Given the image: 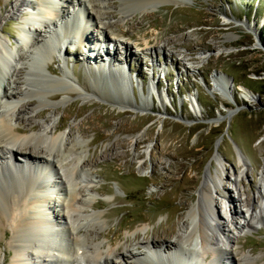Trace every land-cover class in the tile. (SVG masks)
I'll return each instance as SVG.
<instances>
[{
  "label": "rangeland",
  "instance_id": "rangeland-1",
  "mask_svg": "<svg viewBox=\"0 0 264 264\" xmlns=\"http://www.w3.org/2000/svg\"><path fill=\"white\" fill-rule=\"evenodd\" d=\"M102 1L110 6L107 20L114 26L102 31L93 25L91 33L110 47L97 49L99 55L89 65L84 54L88 46L75 50L77 44L66 43L62 59L49 58L46 63L55 71L51 75L71 73L70 82L82 94L37 80L35 89L50 91V99L33 120L37 124L52 116L58 133L71 131L88 141L86 160L95 190L89 210L106 220L96 241L103 251L128 247L145 254L151 238L176 240L207 178L220 183L216 189L211 185L215 217L237 236V256L231 261L247 264L242 258L248 254L261 264L264 221L259 217L254 228H241L246 213L235 222L231 205L240 199L241 189L257 210L264 199V0H167L125 20L115 6L121 0ZM5 2L0 0L6 17L0 40L11 45L27 11L13 14ZM114 39L128 42L129 50L121 45L112 49ZM108 56L132 76L126 91L133 98L131 106L120 103L123 90L111 80L101 82L109 98L85 96L87 68L103 65ZM217 75L228 81L225 91ZM143 101L149 106H142ZM31 124L20 125L31 132ZM218 170H224L221 182ZM11 235L7 226H0V260L13 257Z\"/></svg>",
  "mask_w": 264,
  "mask_h": 264
},
{
  "label": "bare ground",
  "instance_id": "bare-ground-1",
  "mask_svg": "<svg viewBox=\"0 0 264 264\" xmlns=\"http://www.w3.org/2000/svg\"><path fill=\"white\" fill-rule=\"evenodd\" d=\"M5 1L11 6L9 12L18 14L26 10L28 15H21L23 25L15 44L0 40V226H7L12 233L8 243L13 253L10 261L4 257L0 264H116L113 257L124 264H152L155 260L162 264H233L237 236L229 233L228 224L220 221V217H215L211 185L216 189L220 183L207 178L201 186L200 201L190 211L176 240L151 238L145 243L148 249L145 254L128 247L103 251L102 242L96 240L106 220L102 219V213L89 210L94 207L92 193L95 191L94 173L89 171L86 160L89 143L71 131L58 133L60 126L52 116L41 123L33 121L37 109L50 99V91L38 92L34 84L41 80L52 87L65 85L68 93L82 94L70 82L71 73L63 72V77L55 78L51 75L55 71L46 61L55 55L61 58L67 43L88 46L84 53L86 62L95 63L99 55L97 46L105 48L106 42L97 36L94 38L91 26H98L102 31L114 26L107 20L110 6L102 0ZM164 1L167 0H121L115 6L125 20L135 11L150 12L153 6ZM76 7L80 9L77 14ZM5 18L0 12V27ZM110 44L115 50L119 45L127 51L130 47L128 42L119 39ZM115 61L116 58L108 56L103 65L87 68L90 81L83 86L85 96L109 98L101 82L111 80L123 90L120 103L131 106L133 98L126 91L132 76H128L124 65H116ZM215 78L225 91L228 81L218 75ZM245 91L250 97L246 87ZM34 96L41 99L35 101ZM142 106L147 107L149 103L143 101ZM25 121L32 123L31 132L20 125ZM223 172L218 170L219 182L223 180ZM240 192V199L234 198L231 205L232 220L236 222L237 215L246 213L239 226L254 228L257 218L264 221V199L257 202V210L250 196L244 198L242 189ZM242 259L249 261L247 264H259L257 257L248 254Z\"/></svg>",
  "mask_w": 264,
  "mask_h": 264
}]
</instances>
